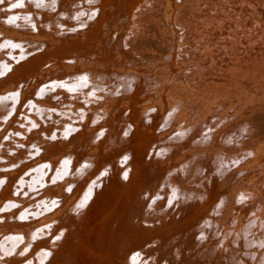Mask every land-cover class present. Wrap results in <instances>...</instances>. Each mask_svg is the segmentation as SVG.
<instances>
[{
    "label": "bare ground",
    "instance_id": "obj_1",
    "mask_svg": "<svg viewBox=\"0 0 264 264\" xmlns=\"http://www.w3.org/2000/svg\"><path fill=\"white\" fill-rule=\"evenodd\" d=\"M62 1L70 0H0V134L5 131L0 139L7 140L9 135L8 141L0 140V176L11 177L8 186L16 179L15 189L23 183L20 196L22 191L44 187L32 203L13 198L10 187L0 191V206L11 199L16 204L14 211H0V264H120L115 252L134 249L130 244L134 235L147 227L163 226L166 230L154 237L165 247L169 245L170 254L153 249L160 243L153 238L157 241L135 254L134 264H245L233 263L229 256L230 246L239 242V229L231 230L230 235L219 232L218 240L214 232L228 213L239 208L240 190L252 187L264 198L263 177L252 184L244 176L237 180L242 171L236 172L237 167L264 158V14L255 7L234 9L237 0H95L92 7L88 6L91 0L86 6L75 0L82 4L80 9L77 3L64 5ZM253 1L264 8V0ZM217 12L233 20L228 29ZM242 38H247L249 49L256 44L255 54L241 57L247 52L241 47ZM97 40L102 44L97 46ZM215 46L230 51V59H219L217 53L209 66H203L199 60L207 55L201 54L214 52ZM105 47L112 51L105 52ZM218 59L224 63L218 65ZM60 69L63 81L58 84L63 85L58 93L67 97L62 112L81 115L79 125L86 126L83 134L96 120L104 125L91 132L93 136L84 146L75 137L80 126L62 124L49 140L63 141V147H72L70 151L61 158L35 157L28 165L34 168L28 169L21 164V155L29 141L6 132L13 122L19 127L41 128V121L57 119L54 97L49 93L57 81L46 74ZM28 71L42 72L29 78H38L40 84L30 103L25 96L29 90L24 74ZM104 81L101 95L96 96V82ZM136 88L146 96L140 111L131 109L134 103L128 94ZM83 92L97 102L88 97L86 101L75 99L74 94ZM105 107L109 110L104 111ZM216 107L225 108L227 115L211 116ZM87 116L89 120H85ZM165 128L172 129L168 141L174 140L184 149L199 136L207 156L199 168H208L201 183L195 180L199 169L192 166L197 156H191L193 151L172 156L181 150L161 147L163 142L150 150L147 139L160 137L163 141L165 135L157 131L168 130ZM220 146L231 153H221ZM82 149L87 152L81 154ZM108 163L112 167L98 166ZM261 164L264 170V159ZM93 168L100 169L102 181L90 178ZM9 170L14 172L6 174ZM228 172L230 176L222 180ZM158 187L163 190L151 194ZM210 189L225 192L215 198ZM132 197L129 220L125 207ZM143 199H153L161 210L149 214L150 208L137 210L134 205ZM16 201L27 204L18 207ZM255 204L262 208L250 213L253 219L244 226L250 230L264 224V204L259 198ZM32 214L39 218L32 233L30 225L13 223ZM195 215L202 220L196 223ZM6 218L12 219L4 224ZM240 230L242 233V227ZM163 235L166 237L161 238ZM194 238L196 245L211 243L212 255L207 248L195 256L178 252L183 243L190 247ZM263 256L264 252L244 259L246 264H264L259 261Z\"/></svg>",
    "mask_w": 264,
    "mask_h": 264
},
{
    "label": "rangeland",
    "instance_id": "obj_2",
    "mask_svg": "<svg viewBox=\"0 0 264 264\" xmlns=\"http://www.w3.org/2000/svg\"><path fill=\"white\" fill-rule=\"evenodd\" d=\"M88 1H90V0H81V2H83V5L84 6L87 5V2ZM91 1H92V5H88V6H91L92 7V6H94L93 5V2L95 0H91ZM237 1L241 2V0H237ZM239 2L234 3V5H233L234 9H236V10L239 11L241 9V7L242 8L245 7L244 9H250V8L255 7V9L257 10V12H259L260 15H263L264 14V8H263V6L260 5V4H258L257 2H256V4L253 3V2H255L253 0L251 2L244 1V0L241 3H239ZM74 3H77V2H75V0H70V1H65V2L62 1V4H64V5H71V4H74ZM79 5H80V7L78 9L82 8V4L78 1V3H77L76 6L78 7ZM127 12L130 13L129 10H127ZM127 14L125 15V18L126 19L129 18L127 16ZM217 15H218V17L220 19H223L224 20L223 21V24L225 26H227V28H225V30L228 29L229 27H228L227 24L230 21H233V20H230V19L225 18V16L222 13H220V12H217ZM247 20L249 21L251 19L250 18H247ZM47 29L49 31V28L48 27H46V30ZM50 29L53 30V28H50ZM58 31H60V30H58ZM214 31L218 32V29L215 28ZM119 37L120 36H118V38ZM39 38H42V37H39ZM95 42H96L95 44L97 46L100 43L102 44V42L99 41V40H97ZM247 42H248L247 38H242V40H241V45L242 46L241 47L244 48V49L246 48L245 50H247V52H245V53L243 52L242 55H241V57H247V55H249V54H255L256 53L255 51H257V48L258 47L255 46L256 44L255 45H252L251 49H249L246 46L247 45ZM116 46H117V44H116ZM112 48H114V47H112ZM103 49L105 50V52H108V53L110 51H112V49L109 48V47H105ZM213 50H214V52H212V53L207 52V53L201 54L202 56L207 55V56H204V57L201 56L202 58H200V60H199L200 63L201 62L203 63V66H205L206 64L209 66V63H210L209 60L211 59V57L216 56L217 53L220 55V58L219 59H222L223 57L225 59H227V61L230 59V55H231L230 53L231 52L228 51V50H225V48H223V51H222V48H219V47H216L215 46ZM215 50L216 51L218 50L219 52L218 51L215 52ZM101 52H103V50ZM101 52L98 51L97 53H101ZM219 59H218V65H221L222 63H224V61L220 62L221 60L219 61ZM111 61L114 62V59H111ZM60 71H61V69H60ZM60 71L55 70V71H52V72H49V73L46 74V76L48 75V77L50 79L57 81L56 82L57 83L56 86H54L53 89H51L50 92H49V93H52V96L54 97V107H52V108H54V111L57 112V115L54 116L57 119H55V120H51L50 119L49 121H45V122L41 121L42 124H39L41 126V128L39 126H35V127L29 128V127L26 126V124H25V126H21L22 127L21 128V127L17 126L16 123L13 122L12 125L9 127L10 129H8L9 132L8 131L6 132L7 135L8 134H10L11 136H15V135L17 136L18 135V137H22L26 141H29V144L27 146H25V148H28V149H26L25 154L21 155V156H23L22 157L23 159L21 161V164H23L24 166H26V168H28V169H33L34 168V167L33 168H29L28 165H29V163H30L31 160H37L35 157L39 158L41 156H49L50 158H53L54 159L55 157L60 156V158H61V154H63V153L66 154L68 151H70V149L72 147H70L69 145H68V147L67 146L66 147H63L62 146V145H64V144H62L63 141L60 142L59 140H54V141H56V142H54V141L49 140L50 134L51 135H55L54 133H59L60 130H58V129H61L62 124H69L70 123L71 126H73L74 128H76V126L79 125L80 120L82 119L81 115H77V113H75V112H65V111L62 112V110H61V107H63V103H64V101H66L67 97L62 98L61 95L58 93V92H61V90H62V87L61 86L63 85V84H58V82L63 81V79H62V71L61 72ZM41 73L42 72L35 73L34 71H28L27 73L24 74V79L26 80L25 87H26V90H29V91H27L25 93V96L27 97V101L29 100V103L32 100L30 97L33 96V91H35L36 88L40 85V84H38V82H39V79L38 78H35V79L34 78L33 79H29V78L32 77V75H34V76H40ZM58 78H60V79H58ZM96 83H97L96 89H97L98 92L95 93V95L96 96H99V94L102 92L101 91L102 90V87L107 83V81H104V82H96ZM33 84L34 85L37 84V85L34 86ZM169 84H170L169 87H171L172 86V83H169ZM18 86H20L19 83H18ZM150 90L153 91V92H156L158 90V88H151ZM128 94H130V96L132 97L130 99H132V102L134 103L131 106L132 107L131 109H136L137 111H140V106L143 105L144 104V101L146 100V96L144 95V92H142L141 90H139V88L138 89L136 88L133 92H130ZM74 97H75V99H77V97H80V100L81 101H86L87 100V97H88L89 100H90V102H93V103L97 102V100L95 98L89 97L87 95L85 96L84 95V92L81 93V96H80V93L74 94ZM103 98L104 97H100V100L103 99ZM179 99L181 100V98H179ZM114 100H120V102L122 101L121 99H114ZM253 102H250L248 105H251ZM71 103L75 106L74 101H71ZM45 106H47V105H45ZM121 106H122V104H120V107ZM47 107H49V106H47ZM55 107H56V109H55ZM57 107H59L60 109H57ZM94 107L95 106H92L91 108L93 109ZM117 107H119V106H117ZM81 108L83 109L82 106H81ZM145 108H147V107H145ZM85 109H87V108H85ZM126 109H123V110L126 111ZM106 110H109V109L107 107H105L104 108V111H106ZM99 113H102V112H99ZM214 115H217V117H224L225 115H227V112L225 111V108L222 109V107L221 108H217L216 107L215 111H213V114L211 116H214ZM194 116H196V115H194ZM87 118L89 120V116H87L85 120H87ZM95 119L96 118H94V120ZM103 125L104 124L98 122L97 120L94 121L92 124H90L89 126H87L88 129H89V131L86 130V134H83V131H84L83 128H86V126H84V127L82 126L83 127L82 128L79 125L80 126L79 129H76V131H75V137L76 136H79L77 139H78V141H81L82 142V145H84V146L85 145H88L90 139L93 136L92 133H94L99 128H102ZM156 127L158 129V126H156ZM19 129H22V130L18 131ZM90 129H92V130H90ZM165 129H168V130H164V129L161 130L160 129V131H157V133L163 134L162 137L165 135V138L163 139V141L160 140V137L157 140L151 138L152 139L151 141L149 139H147L149 141L148 144H149L150 150H152V148L155 147L156 145H159L158 143H160V142L162 143L163 142L162 144H160L161 147L178 146L179 149L181 150V153L180 154H178V152H172L171 153L172 156H174L175 153H176L179 157H181L184 154H186V153H189L190 154L193 151L192 154H191V156H193V155H197V156H195L196 157V163L194 162V164L192 166L193 167L194 166L196 167V165H197L198 166V169H199V170H197L198 172H197V174L195 176V180L197 182L201 183L202 182L201 181L202 178H204V177L207 176V170H208V168L206 166L203 167V169H200L199 168V166L201 164H204V157L205 158L207 157L206 154H204V152H203V150H204L203 145L199 144V136L197 135L195 137L198 142L191 140L187 144V146H188L189 149H184V147L182 145H180L178 142H175L174 140L168 141L170 136L169 137H167V136L168 135H172V133L170 131L172 129H169V128H165ZM263 132L261 134H264ZM18 133H22V134H18ZM2 134H5V131ZM2 134H0V136ZM231 137H232V135H231ZM147 138H149V137H147ZM166 138H168V139H166ZM6 139L7 140H5V138L4 139H0V140H1V142L8 141L9 140V135L6 136ZM49 141H51V142H49ZM164 141H166V142H164ZM6 143L7 142H5V146L4 147H7V149H8V144H6ZM52 146H55V147H52ZM22 147H24V146H22ZM48 147H51V149L48 148ZM37 148L39 149L38 152L35 151ZM8 150H10V149H8ZM218 150H221L222 151L221 153H227V154L231 153L230 151H227L226 148L221 147V146L218 148ZM82 152L86 153L87 150L82 149L80 151V153L82 154ZM32 153H34V154H37L38 153V154L36 156H33L34 154L32 155ZM13 154H15V153L13 152ZM113 154L115 155L116 152L113 151ZM26 155H28V156L26 157ZM104 156H105V158H107V156L109 157L110 155L108 153V154H104ZM168 157H170V154L168 155ZM187 159H184L183 158L182 160L187 161ZM246 159H248V158H246ZM263 159H258L256 162H253V163L251 161V162H249L245 166L237 167V170L238 171H236V172L242 171V174L239 177H237V180H240V178H243V176H244V178L246 179V181L252 182V184H253V183H255V181H256L257 178H260V177H263L264 178V170H263V166L261 164L262 161H263ZM5 160L6 159H3V161H5ZM76 160L80 161L81 159L78 158ZM139 161L141 162L142 159L139 160ZM98 166H99V168H100V166H101V168H104V167L105 168L112 167L111 166V163H108L106 165L105 164L104 165L100 164ZM168 167L169 166H167V168ZM41 168H43V166ZM41 168L35 174H39V172L42 170ZM4 169H6V167ZM0 170H1V167H0ZM12 171L13 170H9V171L6 172V174H11ZM99 171H100V169L97 170L96 168H93L91 170V172L89 173V175H92L90 178H93L95 180L99 178L98 181L99 182L102 181V174L99 173ZM89 175L87 176V179H89L88 178ZM228 176H230L229 175V172L228 173H224L223 174V177H222V180L224 178L228 177ZM234 177H235V174H233L230 177V179H232V178L234 179ZM9 180L11 181V177L10 178H6V177L2 178L0 176V191L3 192V190L5 189V187H10V190H8V192L13 194V196H14L13 198H19V199H21L23 201H27V202H30V203L36 202L37 201V194L39 192H41V191L44 190V187L43 188H39V189H37L38 187H36L35 189L30 188L28 190L22 191L21 192V196H20V195H18V191L22 189L23 183L21 184V186L17 187L18 189L17 188L15 189L14 188V184L17 183V180L16 179L15 180L12 179L13 181L10 183V186H8L7 183L9 182ZM228 180H229V178H228ZM28 184L31 185L32 183L31 184L28 183ZM55 184H53V186H55ZM202 184H204V183H202ZM190 186L192 187V186H196V185H190ZM162 188H159L158 187L157 190H153L151 192V194L152 193H156V192L158 193L159 190L160 191L163 190ZM210 190L213 193L212 196H214L215 198H217V196L220 195L221 193L225 192V190H222V191H216L215 189H213V190L210 189ZM254 190L255 189L252 188V187H247L246 189L243 188V190H240L238 192L239 196H241V204H240L239 208H236V211L235 210H232L230 213H228V215L225 216L222 219V221L220 222V226L218 228L217 227L215 228L216 229L215 230L216 233L214 232V235H215V238L214 239H217V240L219 239V237L221 235H230L229 233H231L233 230H236L237 228L239 229V234H238V236H239V242H238L237 246H234V247H231L230 246V249L231 250H230V255L229 256H230L231 260L234 261L233 263L240 262V263H245L246 264L247 261H245V259H247V258L252 259V256L255 258L257 254H262L264 252V224L261 223V224H259L258 227H256L255 229L253 228L251 230L249 229V227L248 228L244 227V226H246V224H248V222H250L253 219L252 216H251V214L254 213V212H256V211H258L260 208H262L261 205L255 204L256 199L259 198L260 201L264 204V200H263L264 198H262L260 196L261 194L255 192ZM263 190H264V187H263ZM263 190L261 192H264ZM51 191H53V190H51ZM133 198L134 197H132L130 199L128 198L129 201H130L129 202L130 204L128 203L127 206L125 207L127 209V211L125 213L126 218H128V214L131 213L130 210H131V205H132V199ZM12 201H13L12 199L9 200V201H6V206L5 207H4V205H1L0 206V211L1 212L5 211V213L6 212H9L10 210L14 211V209L16 208V204L13 203ZM16 203H17V206L19 207V206H22L21 203H23V202H17L16 201ZM23 204H27V203H23ZM6 207H8V208H6ZM134 207L135 208H138L137 210H139L141 212H145V209L147 211H149V208L152 209V210H150L148 212V214L151 213V211L159 212L158 211L159 207L156 206V202L153 201V199H152V201L143 199L142 202H139L137 205H134ZM118 209L123 210V208H118ZM159 210H161V208ZM28 217L29 216H27V219H25V220L14 219L13 220V223H24L26 225H30L29 226V229H30V233H32L38 227V225L36 224L35 221L38 220L39 218H38V216H35L34 214H32L30 218H28ZM194 218H195V222L196 223L199 222L200 220H202V218H199L196 215L194 216ZM203 218H206V219L209 218L212 222H214V224L218 223V222H216V220L214 219V217H212L210 215H208V217H205V215H204ZM11 219L12 218H6V219H2V221H5L4 224H6L7 221H10ZM122 219L123 220H127V219H125L123 217H122ZM261 219L264 222V217H261ZM24 224L22 225V228H23ZM241 227L243 229V232L242 233H241V230H240ZM166 228H167V226H163L160 229H158V228H152V229H150V228L147 227V229H144V230L139 231V233H137L136 235L133 236L134 237L133 241L130 242V244L134 246V249H132L130 251H127V249H131V248L125 247L122 251L121 250L116 251L115 252V256H116L115 261L116 262L117 261L118 262L121 261L120 264H134L135 263L134 262V260H135L134 257L136 256L135 254L136 253H140L145 247L149 246L152 242L157 241L158 238H155L154 236H158L159 235V231L166 230ZM219 232H221V235L218 236ZM193 234H195V235L197 234L195 230H193ZM181 236H182V234H180L179 237H181ZM162 237H166V236L163 235V236H161V238ZM183 237H184V235H183ZM212 237H214V236H211V238ZM153 238H155L157 240H154ZM160 240H158V242H160ZM193 241L194 242L191 244L190 247H188V246L186 247V244L185 243H183L182 245H180V248H179L178 252L179 253H185V252H187L190 255H194L195 256L199 250H201L202 248H207V250L209 251L210 255H212V251L210 252V249L212 248V245L210 243L211 241L209 242L210 244H208V243H200L198 245L195 244L196 241H197V240L195 241V238L193 239ZM216 244H218V242H216ZM161 245H162V247H161ZM157 247H158V249H160V250H162V251L167 252V253L170 254V248H168L169 245L165 247V244H161V242H160V243L155 244L152 248L153 249H156ZM257 249H259V250L261 249V250L259 252H257ZM142 253H144V252H142ZM166 256H168V255H166ZM263 260H264V256L259 261H263ZM213 263H214V261L211 262L210 264H213ZM184 264H186V263L184 262Z\"/></svg>",
    "mask_w": 264,
    "mask_h": 264
},
{
    "label": "snow or ice",
    "instance_id": "obj_3",
    "mask_svg": "<svg viewBox=\"0 0 264 264\" xmlns=\"http://www.w3.org/2000/svg\"><path fill=\"white\" fill-rule=\"evenodd\" d=\"M14 7H15V5H14ZM81 207H83V204L81 205Z\"/></svg>",
    "mask_w": 264,
    "mask_h": 264
},
{
    "label": "clouds",
    "instance_id": "obj_4",
    "mask_svg": "<svg viewBox=\"0 0 264 264\" xmlns=\"http://www.w3.org/2000/svg\"><path fill=\"white\" fill-rule=\"evenodd\" d=\"M126 159H127V157H126Z\"/></svg>",
    "mask_w": 264,
    "mask_h": 264
}]
</instances>
